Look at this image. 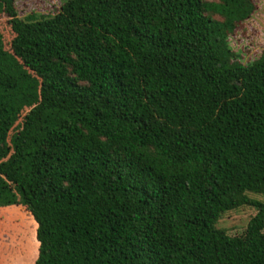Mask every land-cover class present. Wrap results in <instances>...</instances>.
<instances>
[{
    "label": "trees",
    "instance_id": "obj_1",
    "mask_svg": "<svg viewBox=\"0 0 264 264\" xmlns=\"http://www.w3.org/2000/svg\"><path fill=\"white\" fill-rule=\"evenodd\" d=\"M259 2L0 0V206L36 223L33 264H264V48L227 47Z\"/></svg>",
    "mask_w": 264,
    "mask_h": 264
},
{
    "label": "rangeland",
    "instance_id": "obj_2",
    "mask_svg": "<svg viewBox=\"0 0 264 264\" xmlns=\"http://www.w3.org/2000/svg\"><path fill=\"white\" fill-rule=\"evenodd\" d=\"M61 0H15L20 18L39 19L53 14ZM259 9L251 16L245 27L227 41V47L242 64L256 58L264 48V0H260ZM6 16L0 14V37L3 48L8 49L11 32L6 25ZM20 118L17 123L20 122ZM262 198L260 195L249 194ZM255 213L252 206H240L224 212L217 222L219 228L231 236L243 234L250 217ZM36 223L23 205L0 206V263L33 264L37 256L35 239Z\"/></svg>",
    "mask_w": 264,
    "mask_h": 264
}]
</instances>
